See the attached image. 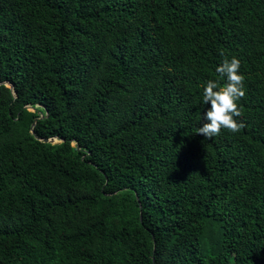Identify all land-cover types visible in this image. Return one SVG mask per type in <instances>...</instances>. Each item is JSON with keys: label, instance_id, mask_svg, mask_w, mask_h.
I'll use <instances>...</instances> for the list:
<instances>
[{"label": "trees", "instance_id": "obj_1", "mask_svg": "<svg viewBox=\"0 0 264 264\" xmlns=\"http://www.w3.org/2000/svg\"><path fill=\"white\" fill-rule=\"evenodd\" d=\"M0 264H264V0H0Z\"/></svg>", "mask_w": 264, "mask_h": 264}, {"label": "clouds", "instance_id": "obj_2", "mask_svg": "<svg viewBox=\"0 0 264 264\" xmlns=\"http://www.w3.org/2000/svg\"><path fill=\"white\" fill-rule=\"evenodd\" d=\"M240 67L239 59L225 58L215 69L217 78L208 80L203 88L202 103L210 108L203 117L207 122L197 129V134L207 140L219 136L222 130L238 133L245 127L237 119L242 116L238 102L246 95Z\"/></svg>", "mask_w": 264, "mask_h": 264}, {"label": "water", "instance_id": "obj_3", "mask_svg": "<svg viewBox=\"0 0 264 264\" xmlns=\"http://www.w3.org/2000/svg\"><path fill=\"white\" fill-rule=\"evenodd\" d=\"M7 86H9L12 90L14 89L13 85L10 84V83H7ZM14 96L16 97V92H14ZM28 110L30 111H36V108H33L31 106H28L27 107ZM45 118V116L42 114V112H40V117H38L37 119L34 120L33 124H32V127H31V134L40 142L42 143H51V144H57L59 142H62V140H58L57 137H53V138H50V139H46V138H40L36 133H35V128H36V125L37 123L40 121V120H43ZM75 147L77 149V151L80 150L79 146L75 143Z\"/></svg>", "mask_w": 264, "mask_h": 264}]
</instances>
